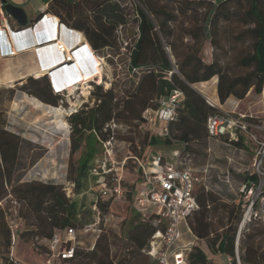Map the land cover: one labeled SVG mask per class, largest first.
Here are the masks:
<instances>
[{"label": "trees", "instance_id": "obj_1", "mask_svg": "<svg viewBox=\"0 0 264 264\" xmlns=\"http://www.w3.org/2000/svg\"><path fill=\"white\" fill-rule=\"evenodd\" d=\"M139 1L142 6L136 8L138 35L129 53L130 70L141 73L135 89L119 99L113 87L105 88L103 83L93 82L91 98L94 105L83 104L69 116L71 159L81 150L70 169L76 193L87 188L102 144L115 137L113 130H104L106 124L119 121L126 114L138 122H145L144 110L150 109L156 114L161 101L180 90L184 97L178 104L176 117L169 122V133L160 135L147 131L144 141L146 145L161 142L169 146L174 138L182 143V154L191 156L195 164L206 162L207 154L193 146L203 144L208 148L207 120L220 110L209 104L192 84L218 75L222 103L231 95L243 98L251 87L257 93L264 89L263 0ZM46 12L58 16L61 24L83 31L94 51L117 47L120 26L130 22V11L118 0H52ZM208 39L214 47L211 62L200 56ZM20 89L51 105H58L62 99V92L55 91L45 75L29 77ZM231 143L242 145L241 140ZM25 144L31 146L25 147ZM25 148L32 150V143L0 125V201L11 193L15 194L23 203L24 211L33 216L36 227L32 233L46 240L44 249L48 253L49 240L56 232L63 235L73 228L77 238L78 231L93 223L95 211L90 208L85 211V205L79 199L69 197L61 184L21 182L29 165L23 156ZM141 154L133 157L139 159ZM42 155L37 153L30 165ZM93 177L97 178L96 175ZM117 179L115 187L117 184L122 187V177ZM142 179L143 169L139 166L132 189L127 192V199L133 207L132 217L128 221L127 233L121 236L117 252L112 253L110 245L101 244L100 239L89 251L81 249L77 241L74 257L58 259L61 264H157L149 257L150 241L157 230L165 231L167 224L156 213L144 216L137 208L136 192ZM198 185L195 195L199 208L188 217V224L198 240L206 242L210 253L199 244H193L187 264H225L217 261L216 256L223 259L235 255L242 202L238 196L226 199L222 192L208 184ZM115 187L110 186L114 193L107 200L117 195ZM110 203L111 200L103 203L100 193L95 200V206L104 209ZM6 216L8 212L0 207V232L9 253L14 241ZM255 226L264 227V222L253 220L242 231L243 264H264V248L261 249V243L256 241V237L264 232L259 233L262 228L251 232ZM243 237H246L244 244ZM3 260L7 264L16 263L12 252ZM232 264L237 263L233 261Z\"/></svg>", "mask_w": 264, "mask_h": 264}, {"label": "rangeland", "instance_id": "obj_2", "mask_svg": "<svg viewBox=\"0 0 264 264\" xmlns=\"http://www.w3.org/2000/svg\"><path fill=\"white\" fill-rule=\"evenodd\" d=\"M120 2L130 11V22L125 27H120L119 35L121 38L118 46L113 49L104 48L101 51H95L101 66L100 73L92 79L74 86L72 90H69L70 87L67 90H61L62 99L58 101V105L45 103L37 96L20 89L29 77L37 78L44 75L48 77L51 87L54 85L48 74L38 75L31 72L32 74L25 75L14 73L15 71L12 70L14 68L23 69L30 66L29 63L32 61L28 60V55L21 61L24 62L21 66L15 65L16 61L10 59L6 60L0 69V125L2 124L20 134L33 145L32 150L25 148L23 151L26 165H29L24 171L21 182L42 181L61 184L66 189L69 197L77 198L85 205L83 208L85 211L88 208L95 211L93 223L77 232L81 240L78 246L85 251L93 249V244L100 239L101 244L110 245L112 253L117 252L121 244V236L127 233L128 221L132 217L133 207L127 199V192L132 189L139 166H149L154 155L162 156V162L192 168L196 175L206 178L209 187L222 192L226 199L231 200L233 196H238L242 179L240 178L242 175L241 170L248 166L252 154L250 148L245 149L243 154L246 160L240 165L241 158L234 152V146L230 145L231 142H227V139L224 138L208 140V146L211 147L210 153L206 156V162H208H196L195 164L191 156L182 154L183 145L174 138L173 144L169 146L161 142L146 145L144 141L145 133L147 131L153 133L156 127L158 131L161 130L165 121L158 120L156 125H152L147 121L138 122L131 117H127L126 114L119 121L115 120V122L105 125L104 130H113L115 137L111 141L105 142L106 145L102 144L103 149L96 156L95 169H93V174L89 178L87 188L79 193L75 192L73 180L70 178V175H72L70 169L72 164L76 163L81 150L77 151L71 159L72 128L69 116L83 104L94 105V99L91 98L94 88L93 82L103 83L105 88L113 87L116 97L121 99L128 94V91L135 89L141 75L140 72L130 70L129 53L138 35L136 8L141 7L142 4L139 0H120ZM1 21L3 22V20ZM237 47H240L239 44H237ZM204 53L203 51L201 55L206 56ZM26 71L24 70V73ZM45 84L46 82H44V86ZM249 99L255 103V107L252 108L253 111L260 113L261 120H264L262 115L264 90L262 91V97L255 90L252 91ZM226 143L230 144L227 145ZM29 146L31 144H25V147ZM193 147L201 149L202 153H208L206 152L207 146L204 147L203 144L201 147L198 145ZM140 152L142 154L139 159L133 157L139 155ZM37 153L43 155L34 164L30 165V161ZM131 156L132 158H128ZM124 161L126 162L124 163ZM204 164L206 165L204 166ZM93 175H96L97 178H94ZM119 177L123 179L121 182L122 192L108 199L111 200V203L106 209L96 207L95 200L102 188L101 181L106 182L109 187H115ZM108 200L102 198L103 203ZM0 207L8 212V217L5 218L8 224L11 218L14 217L10 214H14L15 211H18L23 217L18 230L19 238L15 239L9 253H7L3 242V234L0 232V264H7L3 258L10 255L11 252L16 259L15 264H47L48 255L44 249L46 240L32 233V229L36 227L35 222L33 216L24 211L23 203L16 199L14 193H11L5 198L3 206L0 205ZM253 228L251 232L259 231L261 228L262 230L259 233L264 232V227L255 226ZM183 237L188 240L191 235L185 231ZM245 240L246 237H243L242 244ZM256 241L261 243V249L264 248V234L258 235ZM240 254L241 256L243 254L242 247ZM149 257L151 261H154L152 256ZM140 259L144 260L143 257H140ZM216 260L218 261V259ZM52 264H61V262L52 260Z\"/></svg>", "mask_w": 264, "mask_h": 264}, {"label": "built area", "instance_id": "obj_3", "mask_svg": "<svg viewBox=\"0 0 264 264\" xmlns=\"http://www.w3.org/2000/svg\"><path fill=\"white\" fill-rule=\"evenodd\" d=\"M136 15L139 17L137 13ZM46 16L47 14H44L41 20H44ZM0 17L1 20L7 21L8 16L3 9L1 0ZM56 19L59 20L57 17ZM4 29L5 27L0 29V34L3 33ZM85 45L86 41L84 39H74L72 47L68 48L66 43L64 47L61 43L59 49L62 54L68 55L70 51L74 53L75 50ZM17 53V49L9 48L8 51L7 48L5 54L12 56ZM67 61H70V59ZM55 88L57 89V87ZM183 96L182 91L175 90L169 98L161 101V106L156 114H153L150 109H146L143 112V117L152 125H155L158 120L169 123L176 117L178 104ZM262 115L264 117V110ZM207 131L210 137L225 138L227 142L241 140L242 151L250 148L252 152L248 166L241 170L243 178L240 181L238 198L242 202V218L236 237L235 255L228 256L226 259L227 264H232L233 261L242 264L239 245L243 229L253 220L264 222V120H261L260 113L253 110L247 112L224 110L209 116ZM163 132L165 134L169 133L168 126L163 128ZM142 168L143 179L136 192V206L144 216L156 213L160 220L167 224L165 231L157 230L152 236L149 254L156 260L157 264H187L188 252L191 246L175 247V245L182 238V225L189 226L188 217L194 210L199 208L195 189L200 183L206 185V178L196 175L192 168L162 162V156L160 155H154L151 164ZM101 184L100 196L108 198L113 194V191L106 182L101 181ZM121 188L120 185H117L114 191L117 194L121 193ZM3 202L4 200L0 201L1 206H3ZM10 215H14L13 219L10 217L9 226L12 239L15 241L23 218L18 211ZM76 244L75 229L70 228L63 235L56 232L49 240L47 264H52L54 259L74 257Z\"/></svg>", "mask_w": 264, "mask_h": 264}, {"label": "crops", "instance_id": "obj_4", "mask_svg": "<svg viewBox=\"0 0 264 264\" xmlns=\"http://www.w3.org/2000/svg\"><path fill=\"white\" fill-rule=\"evenodd\" d=\"M7 1L12 2L16 5L22 6L28 15L30 24L35 23L40 15L43 16L44 14H47L48 18L44 19L42 22L38 23L36 25L35 29H33V26H32L29 29L18 32L19 30L22 29V26H20L16 20H14L13 18H11L8 15V13L5 11L4 6H3V9L6 12V15L8 16V18H7V21L2 22L1 17H0V29H3V27H5L3 33L0 34V69H1L2 65L5 64V61L10 60V59H12V61H16L14 63L15 65L21 66L22 64H24V62H21V61H23V58L26 57L27 55H28L27 56L28 60L32 61L29 63L30 66L23 68V69H21V68L12 69L15 71L14 72L15 74L30 75V74H32L31 72L38 73L41 70L46 71V70L50 69L51 66L57 65L58 63L63 61L62 58H59L58 61H55V62L53 61L51 63H49V61H48V60H50L48 58L49 52H50L51 56L58 54V52L56 50V46L54 43H52V41L56 37H59V36L62 37L63 41H67L71 45V47L73 45L74 39L82 40V38H83L86 41V45L75 52V57L83 56L82 55L83 54L82 53L83 48H85L87 50L88 55L91 57L89 49L91 51L92 48L90 46L91 44L88 41L85 33L81 30L70 27L67 24H63L60 28V22H58V20H56V17L58 18V16H56L53 13H47L46 12V9H47L49 3L52 0H7ZM118 1L120 2V0H118ZM125 26H120V27H125ZM74 32H76V33H74ZM119 32H120V28L118 31V39L120 40L121 37L119 35ZM77 33L82 34V38L80 37V35L77 37V35H76ZM43 40L47 41V42H45L46 44H44L45 47L38 49L37 45H40L39 43H42ZM7 48H8V50H9V48H16L18 50V54L15 56H7L5 54ZM202 49L203 50H201V52H200V56L202 57V59L206 62H211L213 60V46H212V43L209 39L205 41L204 48H202ZM1 50L3 51V53H1L2 52ZM203 51L205 52L204 54H206V56L201 55L203 53ZM91 52H93V51H91ZM93 54L95 57H97V55L95 53H93ZM57 56L58 55H56V58H57ZM45 59H47V60H45ZM74 61L75 62H72V60H71V63H68L65 67L75 66L77 59L75 58ZM63 63H65V62H63ZM24 70H27L28 72L26 71V73H24ZM89 76H91V75H89ZM218 81H219V76L214 75L213 77H211L208 80L195 82L192 84V86L206 99V101L209 104L218 108L220 111L237 110V111H241V112H247V111L253 110L252 108L255 107V103L250 101L249 96L252 93V91L255 90L254 87H251L250 90L247 92V94L243 98H238L234 95H231L226 100V102L222 103L220 101V97H219V93H218ZM71 84H69L67 86H70ZM255 92H256V90H255ZM259 94H261V97H262V93H259ZM183 97H181V99ZM262 102L264 103L263 99H262ZM168 125H169L168 122H164V124H162L161 130H159L160 132L158 131L157 127H156L154 132H157L161 135L162 134L164 135L165 133L163 132V128L165 126H168ZM216 139H223V138H212V137L208 138V140H216ZM226 144L229 145L230 143H226ZM230 145L234 146V152L237 153L239 155V157L241 158L239 164L242 165V163L246 160L245 156L243 154L244 151H242L240 145L237 146V145H234L233 143H231ZM210 151H211V147L208 146L207 155L210 153ZM205 165L206 164H204V166ZM194 168H196V166H194ZM240 178H243V174L241 175ZM206 184H207V182H206ZM183 228H184V230H183ZM185 231L188 232L191 235V237L188 238V240H185V238L183 237V234H182L181 240L175 245V247H179V246H183V245L184 246L190 245L192 247L193 244L198 243L207 253H210V250H209L206 242L204 240L199 241L198 238L191 231L190 227L183 224L182 225V233H185ZM77 241H78V244L81 243L80 236L78 235V233H77ZM235 249H236V244H235ZM239 250H241L240 245H239ZM228 256H232V255H228ZM228 256L224 257L223 260L220 259L219 256H216V259H218V261H221L222 263L227 264L226 259Z\"/></svg>", "mask_w": 264, "mask_h": 264}, {"label": "bare ground", "instance_id": "obj_5", "mask_svg": "<svg viewBox=\"0 0 264 264\" xmlns=\"http://www.w3.org/2000/svg\"><path fill=\"white\" fill-rule=\"evenodd\" d=\"M47 18L48 17L46 16L45 19H47ZM56 20H58V19H56ZM60 28H61V26H60ZM74 33H76V32H74ZM76 35H77V37L80 35V37L82 38V34H80V33L78 34L77 33ZM57 40H58V42H57ZM52 43L55 44L58 54L54 53L55 55L51 56L50 52H49V57H48L50 59V60H48L49 63H51L53 61L54 62L58 61L59 58H62L63 62L67 61L68 59L72 60V62H75L74 61L75 58L77 59L75 66L64 67V68H61L59 70L54 71L52 74H49V77L52 80V83L58 88L59 91L65 90V89L67 90L68 87H70L69 90H72L74 88V86L78 85L79 83L86 82L88 79H92L94 76H96V75H98L100 73V67L101 66H100V63L98 61V58L94 56V54H93L94 52H91L93 50L90 51V49H89L91 57L88 55L87 50L85 48L82 49V53H83L82 55L83 56L75 57V52L77 50H79V49H77V50H75L74 53H72L70 51L68 53L69 57H67L68 55L62 54V52L59 49V45L61 43H63L64 47H65V43H66L68 48H70L71 45L67 41H63L62 37L59 36V37H56L52 41ZM13 49H16V48H13ZM64 49H66V48H64ZM56 55H58L59 57L57 56V58H56ZM45 60H47V59H45ZM49 72H50V69H48L46 71L45 70H41L40 72H38L36 74L43 75V74L49 73ZM89 75H91V76H89ZM69 84H71V85L67 86Z\"/></svg>", "mask_w": 264, "mask_h": 264}, {"label": "water", "instance_id": "obj_6", "mask_svg": "<svg viewBox=\"0 0 264 264\" xmlns=\"http://www.w3.org/2000/svg\"><path fill=\"white\" fill-rule=\"evenodd\" d=\"M1 1H2L4 9L8 13V15L11 18H13L14 20H16L20 26H22V29L19 31H24L26 29L31 28L32 26H33V29H35L36 25L43 21V20H41L42 15H40L35 23L30 24L28 15L22 6L16 5L12 2H8L7 0H1ZM45 42H47V41L43 40L42 43H39L40 45H37L38 49L45 47V45H44V44H46ZM67 63H71V60L65 61L64 64L62 61V62L58 63L57 65L51 66L50 72L45 73V74H48V75L52 74L54 71L59 70L61 68H64L67 65Z\"/></svg>", "mask_w": 264, "mask_h": 264}, {"label": "clouds", "instance_id": "obj_7", "mask_svg": "<svg viewBox=\"0 0 264 264\" xmlns=\"http://www.w3.org/2000/svg\"><path fill=\"white\" fill-rule=\"evenodd\" d=\"M59 22H60V21H59ZM60 26H62L61 23H60ZM82 39H83V38H82ZM91 48H92V47H91ZM92 50H93V48H92ZM93 52H94V50H93ZM52 87H53V89H54L55 91H59L58 88L56 89L54 85H52Z\"/></svg>", "mask_w": 264, "mask_h": 264}]
</instances>
